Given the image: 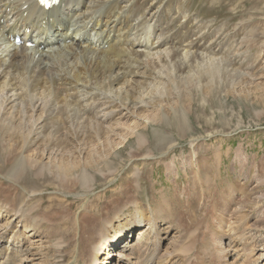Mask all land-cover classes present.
<instances>
[{"label":"bare ground","instance_id":"obj_1","mask_svg":"<svg viewBox=\"0 0 264 264\" xmlns=\"http://www.w3.org/2000/svg\"><path fill=\"white\" fill-rule=\"evenodd\" d=\"M50 2V6L43 7L38 0H0V146L9 148L0 151L3 159L0 172L11 190L10 195L3 198L4 202L0 201V219L11 216L23 222L24 232L31 231L42 237L61 233L59 229L43 226L52 215V212L48 215L40 211L46 199L41 198L34 205L27 203V209L20 205L25 195L18 188L28 185L25 177L31 176L34 180L51 177V184L63 194L74 193V188H79L84 201L90 194L92 181L98 179L92 174L94 170L99 165L112 169L114 152L122 153L126 143L133 144L134 148L130 155L128 153L129 159L168 153L176 144L175 140L193 135L190 109L197 96L206 100L227 81L228 85L234 83V79L246 82L257 75L250 62L236 61L240 60L237 59L238 46L234 48L236 52H228V56L233 57L230 59L205 50L206 45L199 42L206 36L201 30L193 35L196 41L184 35L188 42L183 45V37H162L169 31L164 32L159 23L137 20L141 8L137 0ZM154 7L155 4H151L149 8L153 18ZM17 36H21L19 43L15 41ZM27 42L31 45L27 46ZM95 93L104 101L96 102L99 104L93 107ZM163 103L166 109L154 108L150 116L144 113L148 107L163 106ZM99 111L103 112L98 115ZM164 124L169 125L175 135L160 129ZM149 126L153 127L150 135L139 133L140 129L147 131ZM100 141L102 146L96 144ZM124 155L125 152L121 154ZM43 158L48 162L43 164ZM117 160L116 157L113 162ZM113 170L103 177L114 178L119 169ZM120 186L124 189L117 197V204L124 199V205L131 204L135 209V223H131L130 230L143 222L153 224L152 219L161 215L162 210H177L173 207L176 197L161 194V202L153 201L158 205L152 207L149 203L153 213L148 216L134 194L133 183L127 181ZM188 196L179 202L191 205ZM47 201L54 203L53 199ZM184 204L177 205L183 209ZM85 207L90 205L85 204ZM66 208L70 209L68 205ZM121 211L114 210L112 216L96 222L82 215L78 220L77 254L74 255V249L68 253L74 260L66 264L81 261L95 264L100 261L98 253L102 250L108 255L110 246L116 243L109 244L103 229L110 226L115 229L111 221L119 223ZM35 213L37 218H32ZM130 221L133 220L130 218L124 223ZM70 229L66 228L62 235L68 236ZM124 231L129 229L113 230V237H124ZM144 231L139 232L137 240H142ZM97 232L101 235L96 242L99 245L95 244ZM138 244L136 250L141 255ZM125 245L133 248L131 241ZM28 253L19 261L32 263L35 255L44 256L40 251ZM115 255L124 257L121 250ZM11 262L9 257L7 264Z\"/></svg>","mask_w":264,"mask_h":264},{"label":"rangeland","instance_id":"obj_2","mask_svg":"<svg viewBox=\"0 0 264 264\" xmlns=\"http://www.w3.org/2000/svg\"><path fill=\"white\" fill-rule=\"evenodd\" d=\"M138 2H141V8L137 12V20H146L150 24L159 23L164 32L169 31L162 37H183V45L188 42L184 35L196 41V36L193 35L201 30L206 36L199 42L206 45L208 49L205 50L230 59L233 57L228 54L236 52L234 48L238 46L237 59L240 60L236 61L246 64L250 62L257 75L251 81L248 80L250 83L234 79V83L228 85L227 81L218 93H213L206 100L197 96L194 107L190 109L194 136L190 134L185 139L175 140L176 144L168 153L146 154L144 157L129 159L128 153L130 155L134 148L133 144L126 143L127 147L122 152H125L124 156L118 151L114 152L112 169L108 170L102 165L95 167L92 174L98 179L92 181V189L84 201L79 188H74V193L63 194L62 190L51 184V177L39 180H34L31 176L25 177L28 185L18 188L25 195L20 205L27 209V203L34 205L41 198L46 199L40 211L44 210V214L48 215L52 212V215L43 226L46 229H59L61 234L42 237L33 235L34 232L31 231L24 232L23 222L7 215L0 219V264H7L9 257L11 264H30V261H19L27 257L29 251L44 253L43 257L35 255L34 263L72 262L74 256L70 259L68 253L74 249V255L77 254L78 220L81 216L96 222L100 218H109L114 210L121 209L120 222L112 220L111 225L116 230L124 227L129 231H124V237L117 238L115 235L113 237V227L104 228V237H109V244L115 241L116 245L110 246L108 255L103 250L99 251L100 261L95 264H264V68L257 70L264 67V0H137ZM151 4L156 6L152 10L156 11L154 18L153 14L152 17L149 14ZM245 22L248 23L244 24ZM186 31L188 33L184 34ZM219 42V47H215ZM98 99L99 94L95 93L93 107L99 104L96 102L104 101ZM160 107L162 110L166 109L163 103V106L148 107L144 113L150 116L154 113V108L157 110ZM99 112L98 115L103 111ZM129 124L131 126L133 123L130 121ZM149 127L147 131L140 129L139 133L150 135L153 127ZM160 129L174 134L169 125L164 124ZM192 138L196 139L190 141ZM96 144L102 146L101 141ZM2 148L0 146V151L9 150L8 147ZM116 157L118 160L113 162ZM2 160L0 152V163ZM46 162L48 160L43 158L42 163ZM115 168L119 170L114 178L103 177ZM127 181L135 186L134 194L148 216L153 213L150 205H158L153 201L161 202L159 197L162 195H174L176 198L173 207L177 210H162L161 215L152 219L155 221L153 224L143 222L130 230L131 223H135V209L131 204L124 205V199L117 204V197L124 189L120 183L125 184ZM8 186L10 184L0 172V192L4 194H0L1 202L10 195ZM187 196L191 205L184 204L185 201L179 202ZM49 199H53L54 203L48 202ZM179 203L185 207L180 209L177 205ZM85 204L90 207H85ZM67 205L70 209L66 208ZM36 215L38 214H33L32 218H37ZM130 218L133 221L125 224ZM69 227V235H62ZM140 230H145L141 241L136 239ZM98 233L95 244L100 240L101 235L98 236ZM68 241L69 246H66ZM130 241L133 248L125 245ZM137 244L141 255L136 250ZM119 250L124 257L115 255Z\"/></svg>","mask_w":264,"mask_h":264},{"label":"snow or ice","instance_id":"obj_3","mask_svg":"<svg viewBox=\"0 0 264 264\" xmlns=\"http://www.w3.org/2000/svg\"><path fill=\"white\" fill-rule=\"evenodd\" d=\"M42 2H43V0H42Z\"/></svg>","mask_w":264,"mask_h":264}]
</instances>
